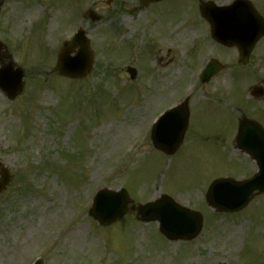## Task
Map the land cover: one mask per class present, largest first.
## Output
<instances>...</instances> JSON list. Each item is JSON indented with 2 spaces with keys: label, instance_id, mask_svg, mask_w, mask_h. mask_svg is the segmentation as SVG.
Wrapping results in <instances>:
<instances>
[{
  "label": "rangeland",
  "instance_id": "rangeland-1",
  "mask_svg": "<svg viewBox=\"0 0 264 264\" xmlns=\"http://www.w3.org/2000/svg\"><path fill=\"white\" fill-rule=\"evenodd\" d=\"M39 1L0 3V40L8 45L14 60L29 67L22 96L10 102L0 94V162L12 174V182L0 193V264H32L37 258L44 264H264V196L255 198L250 208L234 215L215 214L204 202L211 181L224 174L237 176L249 172L248 161L236 153L233 145L235 119L247 101H252L248 92L258 83L254 82L256 78H264V41L250 65L237 77L247 82L231 81L230 71L226 70L218 82L198 88L194 96L204 93L210 103L200 95L191 108V122L199 134L184 144L179 154L166 158L148 147L129 155L128 145L136 140L154 107L162 104L163 99L166 101L169 93L147 96L138 117L136 109H127L126 98L120 101L113 97L116 92L112 83L119 74L124 78L120 70L131 64L132 61H123L129 59L132 49L121 45L120 51H109L104 48L111 43L101 45L108 37L114 39L116 28H123L134 37L148 36L146 26L151 10L129 13L138 0H112L110 7L105 5L106 0ZM211 1L225 5L231 0ZM254 1L256 10L264 17V0ZM172 2H168L171 12L167 14L164 9V20L169 17L183 22L184 12L186 15L182 23L184 37L167 42L174 48V43L181 45V52H174L186 54L189 59L195 51L203 52L206 58L218 55L231 73L239 71L236 52L210 45L204 36L207 25H199L193 9L196 0ZM89 8L102 15L103 24L93 26L80 20ZM74 16L93 40L92 74L85 82H66L59 77H53V82H33L36 72L30 67L39 58L46 66L53 62L54 46L59 47L57 40L66 38L73 30ZM42 22L45 35L37 31L40 36L36 39V27ZM106 31L112 36H107ZM102 32L106 37L101 41ZM17 44L25 50H19ZM26 48L34 55L24 59L22 52H28ZM102 53L108 56L106 64ZM109 56L116 59L113 66ZM175 56L171 53V57ZM139 60L145 63V57L140 56ZM255 63L260 64L262 72H255ZM104 65L114 72L112 77L110 73L102 74ZM150 65L151 62L145 65L146 71ZM196 69L187 72L186 87ZM140 83L146 89L153 84ZM140 99L143 101L144 95ZM236 104L240 107L235 108ZM74 107L76 112L71 114ZM255 107L260 112L264 99L256 102ZM67 111L69 115L63 121L61 113ZM122 166L128 170L120 177L122 171L116 172ZM119 186L137 201H148L157 194L168 195L197 210L204 219L202 234L188 244L169 242L160 236L155 224H138L132 218L102 229L80 213V207L96 189Z\"/></svg>",
  "mask_w": 264,
  "mask_h": 264
},
{
  "label": "water",
  "instance_id": "water-1",
  "mask_svg": "<svg viewBox=\"0 0 264 264\" xmlns=\"http://www.w3.org/2000/svg\"><path fill=\"white\" fill-rule=\"evenodd\" d=\"M236 4L237 7H240V2H236L231 7L216 8L214 11L215 13L212 15L207 14L206 7L208 5L203 4L201 6V12L211 25L213 37L225 45H236L239 47L241 56L244 57L250 52L255 42L264 34V22L248 3L246 4L245 10L247 12L241 14L238 13L237 11L239 10H237L236 12L231 13V10ZM249 39L251 40L247 44L246 41ZM68 51H63V54L66 56L63 61L70 60L69 58L67 59V55L69 53ZM78 54L83 55V57H86L87 54V58L89 59L87 49H83V47L80 49ZM63 61H60L57 70L60 74L65 76H81L84 74V71L89 68V65L86 64L82 66L81 70H79L80 72L76 69H66L64 68ZM240 62L243 63V60ZM19 74L20 72H17V75L14 76L17 77ZM1 75L2 73L0 72V77ZM19 80L20 79L17 78V81ZM16 91H20L19 83ZM181 137L182 136L180 135L176 145L179 143ZM244 142L247 143V139H245ZM241 146L247 151L251 148L250 146L242 145V141L240 142V147ZM258 156L259 155L254 156V158L256 159ZM257 165L262 172V176L260 178L257 176L248 182L237 185L233 184L231 181L216 182L207 194L208 203L220 211L231 212L244 207L253 195L252 193L254 190H257L259 193L264 192V160L258 159ZM255 180H260L261 184L255 182ZM4 184L5 180H2V183H0V189L3 188ZM217 191L223 192L228 198L222 201L219 200L216 194ZM104 195L105 194H102V197ZM97 198L100 199V196ZM123 198L125 199V196ZM106 199L108 200V204L105 208H97V203L90 213L91 216L97 219L100 223H112L116 221L125 211V208H120V196L118 194H111L107 196ZM139 215L142 217L143 221H149V219L158 221L160 231L167 238L173 240L193 239L201 228V219L198 215L175 206L171 201L156 206L148 205L144 208H140Z\"/></svg>",
  "mask_w": 264,
  "mask_h": 264
},
{
  "label": "flooded vegetation",
  "instance_id": "flooded-vegetation-1",
  "mask_svg": "<svg viewBox=\"0 0 264 264\" xmlns=\"http://www.w3.org/2000/svg\"><path fill=\"white\" fill-rule=\"evenodd\" d=\"M147 7H151V10H153V21L156 22H153L149 27L146 26V28L149 29L148 36H145V34L144 36H139L137 34L134 37L128 31V33L125 34L127 40L122 42V37H120L119 40L121 41V45L127 46L128 49H134L136 51V57L132 61V65H130L131 68H135L133 75L136 76L137 74L136 81L153 82L150 90L151 94L149 95L150 98H153L160 90H170L166 91L169 94L165 97V99L168 98L163 103V106H165L173 102L176 97L179 98L181 96V93L184 91L185 82L188 81L186 79L188 65L189 68H191L194 67L193 65L198 64L199 54L195 51L192 58L190 57L189 59L186 54L181 56L175 53L174 51L181 52V45L174 43L173 45H176L174 48V46L167 44V42L175 39L176 41L182 39V37H184L183 28H180V26L177 25L171 26V23L167 21V18L169 17H167L166 20L163 19L165 7H154L153 4ZM139 8L142 9V7H136V9L140 10ZM130 40H133L134 43ZM171 53L176 56L171 57ZM140 56L145 57V63L141 64V61L139 60ZM149 62H151V65L146 71L145 65L149 64ZM117 78L119 82H122L123 78H121L120 74ZM171 92L173 94H171Z\"/></svg>",
  "mask_w": 264,
  "mask_h": 264
}]
</instances>
